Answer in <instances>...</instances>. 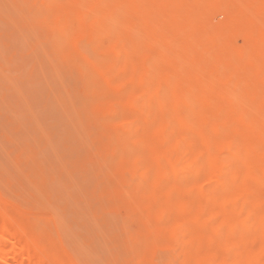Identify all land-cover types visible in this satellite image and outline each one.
Here are the masks:
<instances>
[{"label": "rangeland", "instance_id": "374dc122", "mask_svg": "<svg viewBox=\"0 0 264 264\" xmlns=\"http://www.w3.org/2000/svg\"><path fill=\"white\" fill-rule=\"evenodd\" d=\"M0 264H264V0H0Z\"/></svg>", "mask_w": 264, "mask_h": 264}]
</instances>
